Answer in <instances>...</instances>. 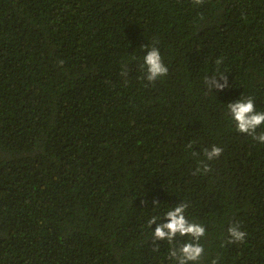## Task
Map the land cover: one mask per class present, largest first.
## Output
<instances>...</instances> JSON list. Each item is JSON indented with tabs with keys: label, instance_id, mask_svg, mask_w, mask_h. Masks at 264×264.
I'll use <instances>...</instances> for the list:
<instances>
[{
	"label": "trees",
	"instance_id": "trees-1",
	"mask_svg": "<svg viewBox=\"0 0 264 264\" xmlns=\"http://www.w3.org/2000/svg\"><path fill=\"white\" fill-rule=\"evenodd\" d=\"M247 96L264 112V0H0V264H177L191 238L153 232L182 203L189 264H264V144L227 107Z\"/></svg>",
	"mask_w": 264,
	"mask_h": 264
},
{
	"label": "clouds",
	"instance_id": "clouds-1",
	"mask_svg": "<svg viewBox=\"0 0 264 264\" xmlns=\"http://www.w3.org/2000/svg\"><path fill=\"white\" fill-rule=\"evenodd\" d=\"M195 5H200L203 0H193ZM142 68L145 70L146 79L149 82H154L158 78L166 76L168 68L162 62L159 49L153 46L143 58ZM216 63L219 65L221 61L218 59ZM122 76L127 75V69L121 72ZM220 79L211 78L205 79V83L211 88L224 89L228 87L226 76H220ZM223 81V82H220ZM228 115L231 121L235 123L236 130L239 133L247 134L252 139L260 144H264V132L257 135L256 130L264 124V112H258L255 108L254 99L252 96H247L243 99H238L227 105ZM223 153V149L219 146L213 145L211 149H205L204 155L208 161L218 159ZM195 155V153H194ZM211 169L207 164L203 165L202 171L209 172ZM201 168L198 167L196 172L199 173ZM186 204H180L165 213L164 218L168 221L164 224H157L153 232V242L156 240H167L171 243L177 235L189 236L190 242L183 244L177 251H171V257L175 258L177 264H189V262H198L204 254V248L199 244L201 237L205 235V228L199 224L190 223L184 215ZM158 220L157 217H152L148 224L152 226ZM167 230V231H166ZM228 233L230 236L229 243H241L246 237V233L241 231L239 224L229 226ZM159 245H157L158 247ZM212 264H217L216 260Z\"/></svg>",
	"mask_w": 264,
	"mask_h": 264
}]
</instances>
